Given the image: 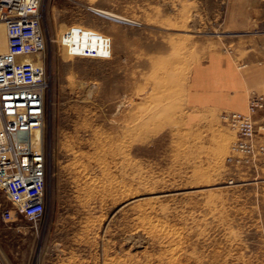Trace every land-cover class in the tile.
I'll return each mask as SVG.
<instances>
[{
    "label": "rangeland",
    "instance_id": "1",
    "mask_svg": "<svg viewBox=\"0 0 264 264\" xmlns=\"http://www.w3.org/2000/svg\"><path fill=\"white\" fill-rule=\"evenodd\" d=\"M42 16L46 213L4 223L0 189V262L264 264V105L247 154L225 98L264 101V0H43ZM73 27L111 57H85Z\"/></svg>",
    "mask_w": 264,
    "mask_h": 264
},
{
    "label": "built area",
    "instance_id": "2",
    "mask_svg": "<svg viewBox=\"0 0 264 264\" xmlns=\"http://www.w3.org/2000/svg\"><path fill=\"white\" fill-rule=\"evenodd\" d=\"M43 0H0V23L6 27L8 44L0 53V189L12 207L5 209L6 224L22 217L40 223L46 213L48 160L44 148L46 96L48 84L43 66L34 57L45 50L43 33ZM92 45L87 58L111 57L110 42L97 32L73 27ZM109 45V46H108ZM264 105L263 98L251 99L249 114H230L228 119L241 138L236 146L243 153H253L246 142L255 136L252 115ZM0 264H3L0 262Z\"/></svg>",
    "mask_w": 264,
    "mask_h": 264
},
{
    "label": "crops",
    "instance_id": "3",
    "mask_svg": "<svg viewBox=\"0 0 264 264\" xmlns=\"http://www.w3.org/2000/svg\"><path fill=\"white\" fill-rule=\"evenodd\" d=\"M237 93V92H236ZM227 100H231L229 103L227 102V108H230L232 112H238V113H246V107H245V101L243 99V95L241 94H235L230 93L226 94L225 97ZM229 98V99H228Z\"/></svg>",
    "mask_w": 264,
    "mask_h": 264
},
{
    "label": "bare ground",
    "instance_id": "4",
    "mask_svg": "<svg viewBox=\"0 0 264 264\" xmlns=\"http://www.w3.org/2000/svg\"><path fill=\"white\" fill-rule=\"evenodd\" d=\"M0 25H2V26H4V28H5V31H6V27H5V25L3 24V23H0ZM6 35H7V31H6ZM104 37V36H103ZM105 40H106V38H105ZM107 41V40H106ZM7 44H8V38H7ZM91 47L90 48H93L92 47V45H90ZM109 46V45H108ZM111 48V47H110ZM89 49V48H88ZM36 59V58H35ZM34 59V60H35ZM35 61H37V60H35ZM37 64H39L40 66H42V64L40 63V61L38 60V62H37Z\"/></svg>",
    "mask_w": 264,
    "mask_h": 264
}]
</instances>
